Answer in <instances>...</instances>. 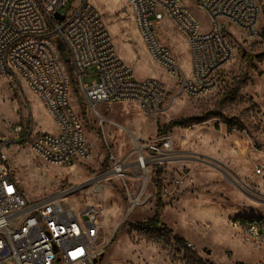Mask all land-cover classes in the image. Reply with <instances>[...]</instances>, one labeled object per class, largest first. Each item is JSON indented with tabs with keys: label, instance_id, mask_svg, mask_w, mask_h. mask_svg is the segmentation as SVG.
Returning a JSON list of instances; mask_svg holds the SVG:
<instances>
[{
	"label": "rangeland",
	"instance_id": "rangeland-1",
	"mask_svg": "<svg viewBox=\"0 0 264 264\" xmlns=\"http://www.w3.org/2000/svg\"><path fill=\"white\" fill-rule=\"evenodd\" d=\"M89 1L136 78L165 84L163 112L149 116L136 104L106 103L97 107V114L73 88L71 104L83 122L91 158L58 168L37 160L28 147L15 146L7 154L23 191L31 199L62 197L64 206L77 212L87 206L99 209L97 248L104 249L100 264H264V245L248 242L245 227L236 223L262 220L264 226V179L256 174L258 167L264 169V17L255 39L233 29L236 53L221 84L196 98L175 88L176 79L149 56L127 0ZM185 4L208 28L196 5ZM156 31L183 71L190 73L185 39L168 21ZM58 42L63 46L60 38ZM83 80L90 85L96 77L86 75ZM29 120L39 132H58L22 79L0 75V137L11 139L14 128ZM177 121L186 124L165 131ZM165 139L172 140L173 160L138 168L137 145H161ZM113 159L126 166L125 179L106 178ZM97 181L103 183L95 193ZM139 196L142 204L128 215L131 199ZM159 197L162 226L144 227L154 217Z\"/></svg>",
	"mask_w": 264,
	"mask_h": 264
},
{
	"label": "built area",
	"instance_id": "built-area-1",
	"mask_svg": "<svg viewBox=\"0 0 264 264\" xmlns=\"http://www.w3.org/2000/svg\"><path fill=\"white\" fill-rule=\"evenodd\" d=\"M185 1L193 2L205 15L208 28ZM127 2L149 56L176 79L175 88L196 98L221 84L236 53L233 29L255 39L264 17V0ZM56 13L64 20L59 22ZM164 21L185 39L191 56L190 73L183 71L172 49L158 37L156 28ZM58 38L63 42L61 47ZM67 61L74 69L81 97L95 112L106 103L136 104L149 116L163 112L168 96L165 84L154 78H136L119 56L102 15L89 0H0V75L22 79L58 129L55 134L39 132L29 120L14 128L11 139L0 137V264H97L104 252L97 248L99 209H67L59 196L31 199L15 178L7 154L15 146L28 147L37 160L58 168L91 158L83 122L70 100L73 84ZM86 75L96 80L85 84ZM137 150V166L147 168L170 162L175 155L171 139L161 145L138 144ZM147 153L152 156L147 157ZM113 161L106 178L125 179L126 166ZM256 174L264 179L262 167ZM102 183L97 181L94 189H101ZM143 184L147 185L146 178ZM141 204V196L131 199L127 214ZM245 229L248 242L264 245V226Z\"/></svg>",
	"mask_w": 264,
	"mask_h": 264
},
{
	"label": "trees",
	"instance_id": "trees-1",
	"mask_svg": "<svg viewBox=\"0 0 264 264\" xmlns=\"http://www.w3.org/2000/svg\"><path fill=\"white\" fill-rule=\"evenodd\" d=\"M263 37H264V31H263ZM67 63H68V67H69V73H70V76H71V79H72L73 88L78 90V87L75 84V72H74V69L70 65L69 61H67ZM185 124H186L185 121L172 122L165 128V131L166 132H170L171 130H173L176 127H184ZM162 208H163L162 199L159 197L158 203H157V211H156L154 217L152 219H150L149 222L145 223L143 226L151 228V229H156V228L161 227L162 226V222H161V220H162ZM262 222H263L262 220L239 219L236 223H239L243 227H248V226H251V225H259V226H261L263 224ZM118 234H119V232L113 238L112 245L116 243V241L118 239ZM186 248H188V247H186ZM100 262H101V259H98L97 260V264H100Z\"/></svg>",
	"mask_w": 264,
	"mask_h": 264
},
{
	"label": "water",
	"instance_id": "water-1",
	"mask_svg": "<svg viewBox=\"0 0 264 264\" xmlns=\"http://www.w3.org/2000/svg\"><path fill=\"white\" fill-rule=\"evenodd\" d=\"M55 18H56L59 22H61V21L64 20V16H62L60 13H56V14H55Z\"/></svg>",
	"mask_w": 264,
	"mask_h": 264
},
{
	"label": "bare ground",
	"instance_id": "bare-ground-1",
	"mask_svg": "<svg viewBox=\"0 0 264 264\" xmlns=\"http://www.w3.org/2000/svg\"><path fill=\"white\" fill-rule=\"evenodd\" d=\"M139 167H140V169H143V168H147V166L146 165H144V167L142 166H140V165H138ZM138 167V168H139ZM145 170V169H144ZM143 178L145 179V177L143 176ZM95 190V192L97 193L99 190H100V188H98L97 190L96 189H94Z\"/></svg>",
	"mask_w": 264,
	"mask_h": 264
}]
</instances>
